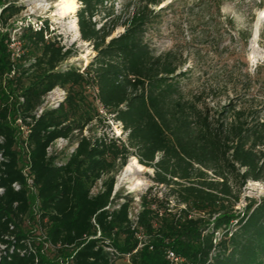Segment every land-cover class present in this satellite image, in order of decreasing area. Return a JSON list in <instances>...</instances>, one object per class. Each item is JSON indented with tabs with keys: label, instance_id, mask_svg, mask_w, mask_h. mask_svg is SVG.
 Returning a JSON list of instances; mask_svg holds the SVG:
<instances>
[{
	"label": "trees",
	"instance_id": "obj_1",
	"mask_svg": "<svg viewBox=\"0 0 264 264\" xmlns=\"http://www.w3.org/2000/svg\"><path fill=\"white\" fill-rule=\"evenodd\" d=\"M77 2L78 33L95 52L82 70L62 66L74 50L51 36L47 20L15 32L16 56L8 27L23 5L0 0V264H264V198L236 208L246 181L264 180V118L232 100L214 107L205 90L187 89L175 52L157 53L144 40L147 3L113 35L115 18L99 27L93 20L113 13L112 0ZM55 87L65 97L37 115ZM107 115L125 139L96 134ZM17 118L29 127L26 146ZM58 137L73 151L48 154ZM130 156L152 169L154 183L134 213L133 199L115 189Z\"/></svg>",
	"mask_w": 264,
	"mask_h": 264
},
{
	"label": "rangeland",
	"instance_id": "obj_2",
	"mask_svg": "<svg viewBox=\"0 0 264 264\" xmlns=\"http://www.w3.org/2000/svg\"><path fill=\"white\" fill-rule=\"evenodd\" d=\"M16 1L23 5V9L9 21L10 49L15 51L20 44L15 34L20 27L27 24L37 27L41 21L47 20L51 36L74 50L73 56L62 66L71 63L82 70L95 52L72 26L76 12L62 15L59 0ZM112 1L110 16H94L98 27L105 21L110 25L115 18L119 25L113 35L118 34L125 28L122 24L127 22L132 11L147 3L151 11L147 12L150 19L144 40L157 53L175 52L177 59L182 61L180 70L186 71L182 84L187 89L193 93L205 90L206 100L214 107L232 100L240 107L257 110L264 118V0ZM77 5L78 9L81 4L77 2ZM241 33L243 37L247 36L246 42ZM49 100L50 95H46L42 103ZM94 130L97 135L106 133L122 139L127 134L121 122L113 120L110 115L102 123L95 124ZM89 132L84 131L85 134ZM130 157L116 175V191L133 199L131 210L134 213L139 208L140 195L154 183L152 169H140ZM155 189L161 192L163 187L155 185ZM262 198L264 180L249 179L241 188L236 208L241 211L250 199L259 202ZM34 202L32 211L34 206L37 207ZM32 226L28 224V227ZM49 252L50 248H46L45 255L49 256ZM117 264H126V259H119Z\"/></svg>",
	"mask_w": 264,
	"mask_h": 264
},
{
	"label": "built area",
	"instance_id": "obj_3",
	"mask_svg": "<svg viewBox=\"0 0 264 264\" xmlns=\"http://www.w3.org/2000/svg\"><path fill=\"white\" fill-rule=\"evenodd\" d=\"M35 28H39V26H34ZM12 47V45H10V48ZM14 54L17 56L19 53V46L17 47V49L15 51H13ZM65 90L63 88L60 87H55L54 89H52L50 92H48L46 95H50V100L49 102H47L46 104H41V106H39L36 110V114L38 115L42 109L46 106H58V104L63 100V98L65 97ZM45 95V96H46ZM17 128L19 129V134L20 137L23 141H21L20 145L22 146H26V138L27 135L29 133V127L28 125H25L21 122L20 118L16 119L15 122ZM3 140L2 136H0V142ZM74 145L75 144H70L69 140L67 138L64 137H58L56 138L48 147H47V153L48 154H60L61 152H65V153H69L72 152L74 149ZM68 149V150H67ZM22 155H23V164L21 166V173L24 176L25 179V185L26 188L28 190V192L31 193H35L36 189L34 187L33 184V180H32V176L30 173V158H29V153L27 152V149H22ZM2 160V156L0 153V161ZM13 188L15 190H18L20 188V185L17 182H13L12 184ZM3 191V188L0 186V193ZM37 206V205H36ZM33 210L36 212L37 207L33 208ZM30 225V223H29ZM99 233V232H98ZM31 234V233H30ZM28 243H29V247L31 248V243L29 240H31V236L30 238L27 239ZM47 243L44 244V247H47ZM4 247V244L0 243V249H2ZM167 258L177 261V258L174 256V253L172 251H168L167 252Z\"/></svg>",
	"mask_w": 264,
	"mask_h": 264
},
{
	"label": "bare ground",
	"instance_id": "obj_4",
	"mask_svg": "<svg viewBox=\"0 0 264 264\" xmlns=\"http://www.w3.org/2000/svg\"><path fill=\"white\" fill-rule=\"evenodd\" d=\"M59 4H60V9H61L60 12L62 15L73 14V13H75V11L78 7L77 0H59ZM72 26L75 29L76 33L79 34L78 28H77V23H76V18L74 15H73V19H72ZM130 160L135 161L140 169L145 168V166L138 163L137 159L134 156H131Z\"/></svg>",
	"mask_w": 264,
	"mask_h": 264
},
{
	"label": "water",
	"instance_id": "obj_5",
	"mask_svg": "<svg viewBox=\"0 0 264 264\" xmlns=\"http://www.w3.org/2000/svg\"><path fill=\"white\" fill-rule=\"evenodd\" d=\"M115 189H116V185H115Z\"/></svg>",
	"mask_w": 264,
	"mask_h": 264
}]
</instances>
